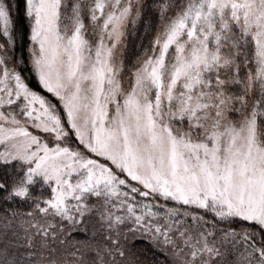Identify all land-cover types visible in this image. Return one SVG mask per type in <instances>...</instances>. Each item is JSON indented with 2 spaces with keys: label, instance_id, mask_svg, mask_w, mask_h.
<instances>
[{
  "label": "snow or ice",
  "instance_id": "obj_1",
  "mask_svg": "<svg viewBox=\"0 0 264 264\" xmlns=\"http://www.w3.org/2000/svg\"><path fill=\"white\" fill-rule=\"evenodd\" d=\"M23 3L26 54L0 0V203L30 207L0 211V264H143L137 237L264 264V0H155L127 63L142 0Z\"/></svg>",
  "mask_w": 264,
  "mask_h": 264
},
{
  "label": "trees",
  "instance_id": "obj_2",
  "mask_svg": "<svg viewBox=\"0 0 264 264\" xmlns=\"http://www.w3.org/2000/svg\"><path fill=\"white\" fill-rule=\"evenodd\" d=\"M142 3L149 6L145 8L147 15L141 21L137 22L134 29H130L133 33L129 35L125 43L127 44V50L125 51V60L126 63L132 61L137 55H139L145 48L148 47L149 41L152 39V31L157 25V16L153 10L155 0H142ZM16 5V0H13L14 11ZM28 21L24 16V3L23 0H20L19 9L16 15V30L18 35V47L21 51H27L29 46L28 41ZM37 82L33 81V87L35 90L40 91L43 95H48L45 91L36 87ZM49 99L52 97L49 95ZM55 103V101L53 100ZM33 192L38 195H41L43 199L48 198V187L43 184H36L33 187ZM30 205L27 202H18V203H0V211H11L13 209H18L24 211L28 209ZM96 236L98 240H102V236L97 234L94 230L90 229L88 232L77 231L72 240L81 244L92 242V237ZM137 242L132 246V252L136 257H139L143 264H164V257L158 255L151 245L147 242L146 238H135Z\"/></svg>",
  "mask_w": 264,
  "mask_h": 264
},
{
  "label": "rangeland",
  "instance_id": "obj_3",
  "mask_svg": "<svg viewBox=\"0 0 264 264\" xmlns=\"http://www.w3.org/2000/svg\"><path fill=\"white\" fill-rule=\"evenodd\" d=\"M46 92V91H45Z\"/></svg>",
  "mask_w": 264,
  "mask_h": 264
}]
</instances>
